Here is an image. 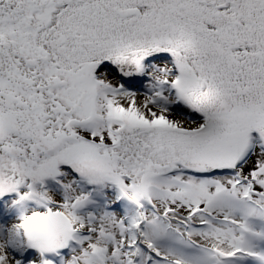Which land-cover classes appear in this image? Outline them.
I'll return each mask as SVG.
<instances>
[{
  "label": "snow or ice",
  "instance_id": "1",
  "mask_svg": "<svg viewBox=\"0 0 264 264\" xmlns=\"http://www.w3.org/2000/svg\"><path fill=\"white\" fill-rule=\"evenodd\" d=\"M0 264H264V0H0Z\"/></svg>",
  "mask_w": 264,
  "mask_h": 264
}]
</instances>
